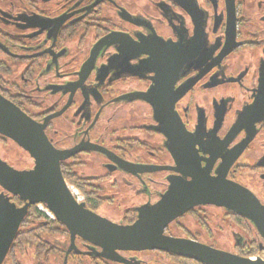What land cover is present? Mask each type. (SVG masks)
<instances>
[{
  "label": "flooded vegetation",
  "instance_id": "flooded-vegetation-1",
  "mask_svg": "<svg viewBox=\"0 0 264 264\" xmlns=\"http://www.w3.org/2000/svg\"><path fill=\"white\" fill-rule=\"evenodd\" d=\"M0 95L45 122L53 148L71 152L59 160L66 187L115 223H133L199 171L248 190L255 219L210 199L162 232L229 263H264V0H0ZM35 165L0 134V208L26 206L0 264H218L71 241L44 202L9 189L10 169Z\"/></svg>",
  "mask_w": 264,
  "mask_h": 264
},
{
  "label": "water",
  "instance_id": "water-1",
  "mask_svg": "<svg viewBox=\"0 0 264 264\" xmlns=\"http://www.w3.org/2000/svg\"><path fill=\"white\" fill-rule=\"evenodd\" d=\"M44 123H38L0 95V134L27 148L35 158L32 174L10 169L13 192L28 197L30 202H44L57 220L69 231L71 241L78 235L93 245L109 252L116 248L158 247L173 250L205 262L229 263L228 254L186 239L163 235V226L173 217L197 202L217 199L255 217L248 211L255 205L254 196L238 184L207 172H196L194 180H175L168 197L157 207L142 211L131 224L115 223L77 202L65 185L59 160L71 152L58 151L49 143ZM26 212V206L0 208V263L15 235L17 226ZM264 264V263H263Z\"/></svg>",
  "mask_w": 264,
  "mask_h": 264
},
{
  "label": "built area",
  "instance_id": "built-area-1",
  "mask_svg": "<svg viewBox=\"0 0 264 264\" xmlns=\"http://www.w3.org/2000/svg\"><path fill=\"white\" fill-rule=\"evenodd\" d=\"M67 188L77 202L84 201V194L74 184L67 183ZM37 207L40 210L41 214L46 216H52L51 211L46 208L43 204L38 203Z\"/></svg>",
  "mask_w": 264,
  "mask_h": 264
},
{
  "label": "trees",
  "instance_id": "trees-1",
  "mask_svg": "<svg viewBox=\"0 0 264 264\" xmlns=\"http://www.w3.org/2000/svg\"><path fill=\"white\" fill-rule=\"evenodd\" d=\"M67 180H69V181L75 183L77 186L80 187V185H79L74 179H72V178H68V177H67Z\"/></svg>",
  "mask_w": 264,
  "mask_h": 264
}]
</instances>
